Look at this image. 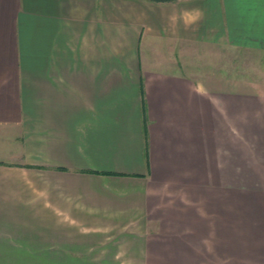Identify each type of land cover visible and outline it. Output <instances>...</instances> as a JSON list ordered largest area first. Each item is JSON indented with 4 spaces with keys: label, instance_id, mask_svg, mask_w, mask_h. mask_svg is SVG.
Segmentation results:
<instances>
[{
    "label": "crops",
    "instance_id": "crops-1",
    "mask_svg": "<svg viewBox=\"0 0 264 264\" xmlns=\"http://www.w3.org/2000/svg\"><path fill=\"white\" fill-rule=\"evenodd\" d=\"M232 49L264 0H0V264H264L263 225L162 203L261 130L263 82L197 63Z\"/></svg>",
    "mask_w": 264,
    "mask_h": 264
},
{
    "label": "rangeland",
    "instance_id": "rangeland-1",
    "mask_svg": "<svg viewBox=\"0 0 264 264\" xmlns=\"http://www.w3.org/2000/svg\"><path fill=\"white\" fill-rule=\"evenodd\" d=\"M213 58L210 66L215 73L224 66L225 73L243 75L257 79L264 85V54L244 53L237 50L215 51L212 57L204 56V65ZM206 70V67L204 66ZM203 69V70H204ZM264 106V101H263ZM259 132L248 131L246 137V162L239 168L229 164L228 172L219 170L216 165L215 176L209 181L179 183L173 187L168 181L162 182V203L215 204L227 209L231 219L245 220L264 226V107ZM264 231V229L262 230Z\"/></svg>",
    "mask_w": 264,
    "mask_h": 264
},
{
    "label": "trees",
    "instance_id": "trees-1",
    "mask_svg": "<svg viewBox=\"0 0 264 264\" xmlns=\"http://www.w3.org/2000/svg\"><path fill=\"white\" fill-rule=\"evenodd\" d=\"M151 1H154V2H168V1H175V0H151Z\"/></svg>",
    "mask_w": 264,
    "mask_h": 264
}]
</instances>
